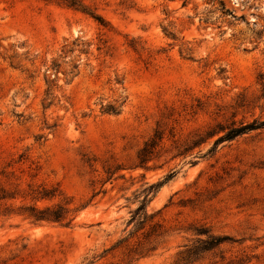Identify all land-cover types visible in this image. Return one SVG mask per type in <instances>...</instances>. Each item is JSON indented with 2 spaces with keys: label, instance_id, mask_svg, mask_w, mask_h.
I'll return each instance as SVG.
<instances>
[{
  "label": "rangeland",
  "instance_id": "1",
  "mask_svg": "<svg viewBox=\"0 0 264 264\" xmlns=\"http://www.w3.org/2000/svg\"><path fill=\"white\" fill-rule=\"evenodd\" d=\"M0 264H264V0H0Z\"/></svg>",
  "mask_w": 264,
  "mask_h": 264
},
{
  "label": "trees",
  "instance_id": "2",
  "mask_svg": "<svg viewBox=\"0 0 264 264\" xmlns=\"http://www.w3.org/2000/svg\"><path fill=\"white\" fill-rule=\"evenodd\" d=\"M70 7H74V8H77L79 10H81L82 12H86V8L81 4V3H78L76 1H72V3L69 5ZM96 21H98L101 25H104L106 26L107 23L106 21L99 15H94V14H90ZM247 130H249V127L248 126H245V127H242L240 129H237L235 130L232 134H229L226 138L229 140V139H233L237 136H240L242 134H244ZM147 159H143L142 163L144 164L145 161ZM45 217L43 216H38L37 217V220H42L44 219ZM54 218L56 219H59L60 216H57V215H54Z\"/></svg>",
  "mask_w": 264,
  "mask_h": 264
},
{
  "label": "bare ground",
  "instance_id": "3",
  "mask_svg": "<svg viewBox=\"0 0 264 264\" xmlns=\"http://www.w3.org/2000/svg\"><path fill=\"white\" fill-rule=\"evenodd\" d=\"M36 232H37V233H40V232H41V230H39V229H38V230H36Z\"/></svg>",
  "mask_w": 264,
  "mask_h": 264
}]
</instances>
